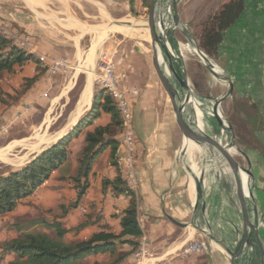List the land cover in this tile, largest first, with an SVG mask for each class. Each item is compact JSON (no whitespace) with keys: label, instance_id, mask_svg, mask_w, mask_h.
<instances>
[{"label":"crops","instance_id":"crops-1","mask_svg":"<svg viewBox=\"0 0 264 264\" xmlns=\"http://www.w3.org/2000/svg\"><path fill=\"white\" fill-rule=\"evenodd\" d=\"M178 1L174 4V9ZM244 1L245 9L241 17L224 33L219 59L223 58L227 63L226 73L230 87L228 95L260 103L263 113L264 0ZM194 3L196 11L202 12V15L214 4L212 0L202 4L195 0ZM141 5L139 0H0V25L4 27V35L9 39L19 38L21 48L34 56L26 62L23 77L39 76L34 92L23 98L21 106H29L30 116L41 117V128L50 130L61 117L62 110L70 103L73 92L78 90L76 102L64 126L55 134L46 135L47 141L41 143L47 149L73 131L92 108L95 92L99 87L96 78L103 57L126 55L118 74L122 79V86L128 91L134 112L133 130L136 142L132 168L124 161L125 150L122 145L119 146V157L122 175L138 198V218L143 231L140 246L142 243L143 246L147 245L149 254L142 261L137 260L136 254L130 255L122 264H228L203 234L205 224L196 225L195 208H199L190 195L192 173L186 162L191 159L189 153L182 150L174 106L157 71V83L167 101L163 99L156 82L150 79L146 48L139 47L140 43L134 39L133 34L117 33L111 36L109 27H112V22L120 23L118 26L121 30L122 27L140 30L139 23L131 22L137 17ZM174 27L186 32L181 24L171 27V31L167 30L165 19L163 20V29L167 33L173 34ZM193 45L196 46L194 43ZM130 57H134L131 64ZM41 58L46 59V63H42ZM58 60H65L66 63L56 73L58 76H55L51 72V65ZM182 62L190 68L186 62ZM44 68L47 71L42 73ZM142 76H145L143 80ZM110 120L109 115L103 114L94 121V125H105ZM257 136L264 143V132ZM36 142H40L38 138ZM83 144L84 135H81L73 140L72 149L81 150ZM104 153H107V157L102 166H98L97 161L93 165L90 186L79 210L69 211L62 220L64 227L69 222L73 226L68 228H75L85 221L86 215L95 214L101 216L100 225H107L115 233L121 231L120 219L116 215L129 206L130 198L115 195L110 187L103 186L104 179L113 180L118 174L117 168L109 163L110 149ZM185 155L189 158H185ZM197 163L199 164L198 161ZM205 203L203 198V207ZM208 206L207 204L205 218ZM88 209L90 213L86 214ZM189 214L192 217L190 222L186 221ZM213 221L215 229L216 216ZM241 221L240 239L244 232L242 216ZM100 230L97 225L85 228L81 231L79 240L87 239ZM259 234L261 235V231ZM197 240L206 241L210 250L188 252L189 244ZM220 240L223 242L221 237ZM261 242L264 243L262 238ZM131 250L129 246L118 247L119 253ZM252 254L255 263L260 264L257 243L253 245ZM111 257L110 254L90 255L85 262L94 264L100 260L102 264L103 260H110Z\"/></svg>","mask_w":264,"mask_h":264},{"label":"rangeland","instance_id":"rangeland-1","mask_svg":"<svg viewBox=\"0 0 264 264\" xmlns=\"http://www.w3.org/2000/svg\"><path fill=\"white\" fill-rule=\"evenodd\" d=\"M139 1L142 4L141 8L137 17L131 23H139L141 26H146L151 0ZM176 1L177 0H175L173 4H169L171 18L174 21L168 22L167 29L171 31V27L175 26V24H181L186 30L185 32L179 27H174L173 34H175V36L170 32L169 33L177 39L178 45L181 49L182 61L186 62L187 65L192 68V71L197 78L200 97H205V100L199 98L196 105V109H198V113L202 117L204 133L211 136L219 135L221 128L223 127V142L226 146H228V148H226L228 156L226 160L222 158L224 162L223 164H220L222 169L218 168L217 170H214L213 160L211 169L207 176L209 183L211 182L210 185L212 186L214 200L216 203V233L218 231L224 245L227 248L230 250L236 249V245L241 236L240 231L242 229V221L241 213H239V208L234 197V194L236 196V184L234 174L231 171L232 165L230 159L231 155L235 154L240 159L244 168L251 172L250 177L246 172H242L239 176V180L250 211L253 212L254 210L259 217L260 224L263 227L260 236L264 242V143L258 136V138H256V136L254 137L252 134V130L260 123L255 119L249 121L250 116H252V112H250V107L247 106V104L250 105L251 103H254V101L247 102L245 100L243 102V100H240L237 96L231 98L228 95L230 87L228 80L229 77L226 73V60L223 58L222 60L219 59L216 61L215 65L212 60L205 55L208 61L207 64L202 62V60L196 56L189 46V43L193 42L196 46H198L195 47L197 49L199 48L203 23L206 19H208L209 15H212L214 12L219 10L224 3H227L230 0H212L214 4L206 9L209 11L204 15H202V12L198 13L196 11L194 3L195 0H179L174 9ZM207 1L209 0H199V3L202 4ZM175 10L178 13L179 19L176 17ZM190 14L192 15L189 19ZM118 25H120V23L117 22H112L110 25L112 27L114 26L113 28L109 27L110 31H112L111 36L117 35V33H128L130 35L132 33L134 35V39L138 40L140 43L138 44L139 47L141 49H143V47L146 48L147 62L150 67V79L158 85L154 65V54L149 33L143 30H131L128 27H122L121 30ZM3 31L4 27L0 25V33L4 34ZM10 38L14 44L20 46L21 43L19 38ZM133 58L134 57H130V64L133 61ZM139 60L140 62L142 61V59ZM197 61L201 62V64H198ZM136 62H138V60ZM25 64L16 67L15 71L12 73H3L2 79L0 80V177L9 174L11 171L22 169L39 154L45 151V147L41 144L47 141L45 136L55 134L57 130L64 126L66 118L73 109L76 102L74 100H76L75 98L78 94V90L73 92L70 97V103L62 110L61 117L53 126L50 127V130H48V128H41L39 125L41 117H31L28 112L31 108L29 106H21L23 98L27 94L34 92L37 83H33L27 92L24 93L22 87L26 84L25 80L27 79L23 77ZM210 67L212 70L209 69ZM55 76H58V74H55ZM141 78L143 80L145 76H142ZM159 89L163 99L167 101L166 95L160 87ZM106 91L109 93L108 90ZM179 91L181 93L180 89ZM236 100H238L240 104L237 103ZM215 108L220 109L219 118L221 119L222 124L219 122L217 117H214L210 113V111H213ZM238 108L239 113L236 114L235 110H238ZM262 109L264 113V103ZM132 124L134 127V117ZM124 135L125 127L123 122V131L120 134V146H123ZM37 138L40 142H36ZM36 145H42V147H36ZM202 146L203 145L201 144L195 143L197 161H199V152ZM124 150L125 156L126 149L124 148ZM80 151L81 150L77 149L73 150V153L67 163L61 169L54 172L51 178L32 195L23 198L12 213L0 216V264H10V262L15 259V255L3 256V245L19 235L17 231L10 229L12 224L20 221H34L35 224L27 230L28 232L40 231L53 235V233L48 230L41 221L43 219H48L49 221L58 219L61 215H63L64 209L69 208L77 200V183L73 180V176L76 174L78 164L77 160L80 155ZM106 157L107 153L101 155L96 164L101 167ZM186 157L189 158L185 155V158ZM203 161H206V157L203 158ZM186 162L192 173L191 175L195 176V171L191 161L187 160ZM195 181L196 178L194 177L193 179L192 177L189 183V190L193 203L196 202L198 196V188ZM81 203L82 200L76 208L71 210L78 211ZM206 206L207 203L204 205V213ZM199 212L200 213L196 215L199 219L195 218V222L204 225V214L201 210H199ZM88 213H90L89 209L86 214ZM100 213L102 214V212ZM191 219L192 217L189 214L186 217V221L190 222ZM214 222L215 221H213V223ZM72 226L73 225L69 222H66L67 228ZM80 233L81 232L76 234L71 232L65 237V240L67 242L79 240L81 238H79ZM134 254L137 255V260L142 261L149 254L147 245L143 246L142 243ZM251 258L255 264L253 254H251ZM86 259L87 258H84L77 264L84 263ZM114 259L115 258L111 257L110 260H103L102 264H111L114 262ZM98 261V263L101 264V261ZM96 263L97 262L94 264Z\"/></svg>","mask_w":264,"mask_h":264},{"label":"trees","instance_id":"trees-1","mask_svg":"<svg viewBox=\"0 0 264 264\" xmlns=\"http://www.w3.org/2000/svg\"><path fill=\"white\" fill-rule=\"evenodd\" d=\"M131 1L134 2V0ZM244 9V0H230L203 23L199 48L215 65L219 60L220 45L223 42L225 31L239 20ZM33 58V55L0 33V80L3 73H12L16 67L24 65ZM46 71V68L42 69V73ZM38 80L39 76L27 78L26 84L22 87L24 93ZM236 101L239 103L238 100ZM247 106L252 112L249 121L255 119L260 123L252 130L253 136L258 138L257 134L264 132V117L260 104L254 102ZM235 111L236 114L239 113V108ZM103 114L110 116V123L94 125V121ZM122 131L123 122L116 101L105 89L98 88L92 108L73 131L45 149L22 169L11 171L0 177V216H4L12 213L23 198L32 195L51 178L54 172L67 163L73 153V140L84 135V144L77 160L76 174L73 176V180L77 183V200L69 208H65L63 215L58 219L41 221L53 235L40 231L28 232L27 230L35 224L34 221H20L12 224L10 229H14L19 235L3 245V256L15 255V259L10 264H77L90 255L98 254H110L115 258L111 264H121L139 249L143 231L138 218V198L121 172L119 136ZM108 149H110L109 163L117 168L118 174L113 180L104 179L103 186L110 187L115 195L130 198L129 206L116 215L120 219L121 231L115 233L107 225H100L101 216L95 214L86 215L85 221L75 228L64 227L62 220L71 209L78 206L89 189L93 165ZM94 225L99 226L101 230L87 239L71 242L65 240L71 232L78 234ZM119 246H129L132 250L119 253Z\"/></svg>","mask_w":264,"mask_h":264},{"label":"bare ground","instance_id":"bare-ground-1","mask_svg":"<svg viewBox=\"0 0 264 264\" xmlns=\"http://www.w3.org/2000/svg\"><path fill=\"white\" fill-rule=\"evenodd\" d=\"M173 0H159V8L162 13V19H165L166 26L168 22H173L174 20L171 18V12L169 9V4ZM177 19H178V13L175 10ZM176 25V24H175ZM168 28V27H167ZM166 29H163L164 33V41H163V53L166 55L171 56L174 59L179 58L182 60V54L181 49L178 45L177 39L173 37L170 33H167ZM132 34V33H131ZM192 51L198 55V57L202 60V62H205L208 64V61L203 53H201L192 43H189ZM155 68L157 71V74L161 80V83L166 90L168 96L170 97V100L174 106V108L177 110L179 106L184 102L187 93H188V87H187V81L185 77L182 75L171 71L166 66H164L161 62H159L157 59H155ZM216 70V69H215ZM164 78L168 79L170 82V85L166 83ZM179 86V87H178ZM181 90V93L179 91ZM201 99L205 100L204 97H200ZM215 106V105H214ZM197 107L193 109L186 117V125L188 127L189 133L191 135V138L193 141L203 145L200 149L199 155V166L201 167L203 173L208 176V173L212 166V161L214 160V170L222 169L220 167V164H223V159L226 160L228 156V151L226 146L223 142V127L221 128V131L219 135H215L214 137H211L205 133H203L201 130H203V122L202 117L198 113ZM210 113L217 117L220 120V123L222 124L221 119L219 118L220 109L215 108L213 111H210ZM205 125V123H204ZM201 130H200V129ZM204 131V130H203ZM193 147L195 149V143H193ZM231 149V148H229ZM221 150H224L225 152H221ZM235 150V149H234ZM232 152V151H231ZM206 157V161H203V158ZM214 158V159H213ZM223 158V159H222ZM232 165V163H231ZM232 173L235 177V186H236V199L238 203L239 213H241V216L243 217V226H244V232L242 234V237L240 241L237 244V255H229V258L235 263V264H254L253 259L251 258V254L253 252V245L256 242L257 247L259 248V254H260V264H264V243L261 242L260 234L259 232L263 229L262 225L260 224V220L258 215L252 211H250L246 197L243 193V189L241 187L240 180H236V173L235 168L232 165ZM216 173V172H215ZM248 176H251V172H246ZM246 174V175H247ZM243 176V175H242ZM196 178V185L198 188V196L196 199L195 205L198 206L199 209L195 208V216L198 215L199 210L203 212V198H204V190L201 185L200 180L198 179L196 173L195 176H192ZM211 183V182H210ZM206 209V208H205ZM204 217L205 213L203 212ZM197 219L199 217L196 216ZM206 219V218H205ZM197 226H203L200 223H196ZM263 232V231H262ZM217 238L220 243L224 245V243L220 240V235L217 231ZM258 257V256H257ZM255 262V261H254ZM256 264V263H255Z\"/></svg>","mask_w":264,"mask_h":264},{"label":"water","instance_id":"water-1","mask_svg":"<svg viewBox=\"0 0 264 264\" xmlns=\"http://www.w3.org/2000/svg\"><path fill=\"white\" fill-rule=\"evenodd\" d=\"M139 29L143 31H147L149 33V36L151 39L152 50L154 54V59H157L168 69L182 75L183 77L187 79V87H188L187 96L184 102L179 106L177 110L174 107L173 108L175 112L176 126L181 136L182 150L189 153V157L191 159L193 169L198 179L200 180L201 185L204 190L205 202L209 205L207 208V212H206L205 227L202 228V231H203V234L206 236L210 245L217 251V253L221 257L225 258L228 264H235L229 258V255L231 254L237 255V249L230 250L225 245L220 243L217 238L216 230L213 228L214 227L213 220L216 216V206H215V202L213 199L212 189H211L208 178L205 176V174L203 173L199 164L196 161L194 148H193V141H192L191 135L189 133V130H188V127L185 121V117L191 111H193V109L195 108V106L197 105L199 101V98H200L199 84H198L197 78L195 74L193 73V71L190 68H188L179 58L174 59L171 56L163 53V47H162L163 41H164L163 19H162L161 10L159 8V0H151L150 6H149V15L147 18V25L140 26ZM209 69L212 70L211 67ZM164 80L166 81L168 85H170V82L168 79L164 78ZM221 152H225V151L221 150ZM230 160H231L232 165L235 168L236 180L239 179V176L242 172L243 173L249 172L248 170L244 168L240 159L235 154L231 155ZM234 197L236 200V204L238 205L236 196L234 195Z\"/></svg>","mask_w":264,"mask_h":264},{"label":"built area","instance_id":"built-area-1","mask_svg":"<svg viewBox=\"0 0 264 264\" xmlns=\"http://www.w3.org/2000/svg\"><path fill=\"white\" fill-rule=\"evenodd\" d=\"M125 58L126 55L123 57H117L116 54L103 57L100 64L99 74L96 78V83L100 88L108 90L110 95L116 101L125 127L123 147L126 149V154L124 156V161L129 168H132L135 157L132 104L128 96V91L122 86V79L118 74V69ZM40 61L46 63V59L44 58H41ZM65 63V60L55 61L51 65V72L56 74L65 66ZM209 250V244L206 241L199 240L193 241L187 247V251L191 253L208 252Z\"/></svg>","mask_w":264,"mask_h":264}]
</instances>
